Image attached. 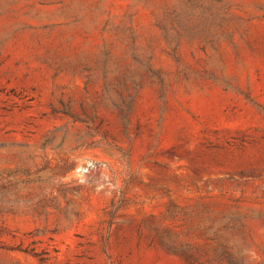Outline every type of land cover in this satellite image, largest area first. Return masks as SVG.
<instances>
[{
  "label": "rangeland",
  "instance_id": "374dc122",
  "mask_svg": "<svg viewBox=\"0 0 264 264\" xmlns=\"http://www.w3.org/2000/svg\"><path fill=\"white\" fill-rule=\"evenodd\" d=\"M0 264H264V0H0Z\"/></svg>",
  "mask_w": 264,
  "mask_h": 264
},
{
  "label": "trees",
  "instance_id": "16d2710c",
  "mask_svg": "<svg viewBox=\"0 0 264 264\" xmlns=\"http://www.w3.org/2000/svg\"><path fill=\"white\" fill-rule=\"evenodd\" d=\"M189 1H192V0H188V2ZM167 16H169L170 21H171V25H170L171 27L170 28L175 29V25L176 24L178 25L180 23V21H179L180 14L178 12L174 11L171 14L170 13L167 14ZM163 30L165 31V33L167 32L166 27H163Z\"/></svg>",
  "mask_w": 264,
  "mask_h": 264
}]
</instances>
